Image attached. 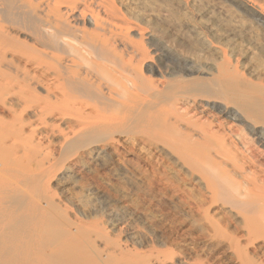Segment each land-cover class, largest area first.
<instances>
[{
    "label": "bare ground",
    "instance_id": "bare-ground-1",
    "mask_svg": "<svg viewBox=\"0 0 264 264\" xmlns=\"http://www.w3.org/2000/svg\"><path fill=\"white\" fill-rule=\"evenodd\" d=\"M261 147L264 0H0V264H264Z\"/></svg>",
    "mask_w": 264,
    "mask_h": 264
},
{
    "label": "rangeland",
    "instance_id": "rangeland-1",
    "mask_svg": "<svg viewBox=\"0 0 264 264\" xmlns=\"http://www.w3.org/2000/svg\"><path fill=\"white\" fill-rule=\"evenodd\" d=\"M148 37H146V39H147ZM148 42H150V40H147ZM152 41V40H151ZM155 48H156V46H152L151 48H150V50H155ZM159 53H161L160 51H158V52H156V54H159ZM158 56V55H157ZM170 62V61H169ZM233 117V116H232ZM230 124H232V127H234V130L236 129V128H244L245 130H246V126L248 125H246V124H244V123H241V122H238V121H231V123ZM246 125V126H245ZM248 127V126H247ZM250 127V126H249ZM256 137V136H255ZM122 140L124 141V140H126L125 142H127L126 144L127 145H129V146H131V147H134V148H136L135 149V151H136V153H137V155H139V157H141L143 160H149V159H151V161H153L155 164H159L160 165V159H159V156H157V157H154L155 156V153L154 152H152V154L150 153V151L148 150V149H146V150H144L143 149V145L141 144V145H133V141H131V140H128V138H124V137H122ZM136 144V143H135ZM262 149H264L263 147H261V150ZM147 151V152H146ZM135 152L133 153V154H136ZM139 153V154H138ZM144 155V156H143ZM153 157H152V156ZM132 156V155H131ZM149 156V157H148ZM149 158V159H148ZM153 177V176H152ZM154 179V178H153ZM188 178H186L185 177V175L184 174H180V175H178L177 176V178L175 179L177 182H178V180L181 182V183H183L184 182V180L185 181H187L186 183V187H187V189H186V192L188 191V193H186L187 194V196L189 195H191V197L192 198H195V199H197L199 196V198L197 199L198 201H199V199L201 198V199H204V200H206V196H203L205 193H204V191L202 190V188H200V186L199 185H197V184H195V182L194 181H191V180H187ZM159 180V179H158ZM157 180V181H158ZM156 181V182H157ZM188 181H189V183H188ZM179 182V183H180ZM194 182V183H193ZM156 189H158V186H159V188H162L163 186H162V182H161V185H160V182H157L156 183ZM161 186V187H160ZM159 190V189H158ZM158 190H156V191H158ZM173 191V192H172ZM202 191H203V193H202ZM172 193H173V195H174V193H175V196H173L172 195ZM168 194V195H167ZM167 194H165V195H167L166 197H163L166 201L165 202H167V203H164V201H163V205H165V206H162V208H163V210H162V218L163 219H161V226H162V230L164 231H167L168 233L167 234H170V235H172L174 238H176V237H178L177 239H179V237L180 238H182L183 239V237H186L187 238V242H183V244H182V242L180 241V240H182V239H179V240H177V241H179V242H181V244L183 245V246H187L188 247V245L190 246L191 245V242L193 241V238H196V236H197V234L195 233L194 235H192L191 237H193V238H191V237H189V235L188 234H186L187 233V231H185V230H183V228L181 227V225H180V219L181 218H179V217H176V216H178L177 214H175V211H173V209L171 208V207H169L170 205H168V203H169V199L171 198H176V199H178V200H180V198H182L180 201L181 202H183L184 200H183V198H184V195H182V196H180V194L178 195V197L176 196L177 195V192H174V190H169V191H167ZM192 194L195 196V197H193L192 196ZM173 196V197H172ZM186 196V195H185ZM187 196L184 198V199H186L187 198ZM188 196V198L191 200V201H194V199L192 200L190 197ZM167 197H169L168 199H167ZM204 197V198H203ZM183 200V201H182ZM167 204V205H166ZM168 207V208H167ZM166 208V209H165ZM169 208H171L172 210L170 211L169 210ZM219 206H214V207H211V211H210V214L211 213H213L212 214V216L214 217H216L217 215L218 216H222V223L225 225H227V224H229V222H227L228 220V218L226 219V222H224L225 221V218L227 217V215H224L225 213H224V211H221V209L219 208ZM218 211V213L216 212L215 213V211ZM164 211V212H163ZM195 211V210H194ZM221 211V212H220ZM172 212V213H171ZM174 212V213H173ZM167 213V214H166ZM195 213H198V211H195ZM222 213V214H221ZM224 213V214H223ZM165 214V215H164ZM199 214V213H198ZM217 214V215H216ZM175 215V216H174ZM218 216L216 217V219L218 218ZM224 216H226V217H224ZM175 217V218H174ZM176 218H178V219H176ZM219 218H221V217H219ZM218 218V219H219ZM164 225V226H163ZM180 225V226H179ZM231 226H233V225H230V230L234 227H231ZM182 228V229H181ZM171 229V230H170ZM174 229V230H173ZM177 230V231H176ZM183 230V231H182ZM232 230H235V229H232ZM164 231V232H165ZM174 231V232H173ZM184 232H185V234H186V236H185V234H184ZM181 233V235H179ZM174 234V235H173ZM184 235V236H183ZM191 240V241H190Z\"/></svg>",
    "mask_w": 264,
    "mask_h": 264
}]
</instances>
